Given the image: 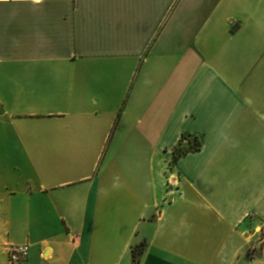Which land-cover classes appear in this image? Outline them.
<instances>
[{
	"label": "crops",
	"instance_id": "1",
	"mask_svg": "<svg viewBox=\"0 0 264 264\" xmlns=\"http://www.w3.org/2000/svg\"><path fill=\"white\" fill-rule=\"evenodd\" d=\"M262 227L264 0H0V264H264Z\"/></svg>",
	"mask_w": 264,
	"mask_h": 264
},
{
	"label": "built area",
	"instance_id": "2",
	"mask_svg": "<svg viewBox=\"0 0 264 264\" xmlns=\"http://www.w3.org/2000/svg\"><path fill=\"white\" fill-rule=\"evenodd\" d=\"M264 245V227L259 232L257 244L252 249V254H258ZM30 254V245H11L8 248L9 264H24Z\"/></svg>",
	"mask_w": 264,
	"mask_h": 264
},
{
	"label": "trees",
	"instance_id": "3",
	"mask_svg": "<svg viewBox=\"0 0 264 264\" xmlns=\"http://www.w3.org/2000/svg\"><path fill=\"white\" fill-rule=\"evenodd\" d=\"M188 141L187 146H183V142ZM201 146V143L198 140H193L190 137H184L182 138V141L180 143V146L175 150L174 157L170 165H174L178 162V160L187 155L188 153L198 150ZM146 247V242L142 243L139 247L133 248L132 250V256H133V263L132 264H139L140 263V257L143 254Z\"/></svg>",
	"mask_w": 264,
	"mask_h": 264
}]
</instances>
